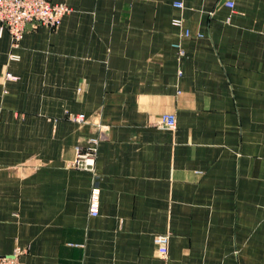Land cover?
<instances>
[{
  "label": "crops",
  "instance_id": "0c3cea01",
  "mask_svg": "<svg viewBox=\"0 0 264 264\" xmlns=\"http://www.w3.org/2000/svg\"><path fill=\"white\" fill-rule=\"evenodd\" d=\"M51 2L57 29L0 30V257L264 264V0ZM90 137L97 179L67 167Z\"/></svg>",
  "mask_w": 264,
  "mask_h": 264
},
{
  "label": "built area",
  "instance_id": "2783aa9c",
  "mask_svg": "<svg viewBox=\"0 0 264 264\" xmlns=\"http://www.w3.org/2000/svg\"><path fill=\"white\" fill-rule=\"evenodd\" d=\"M172 6L175 9L182 10L184 8V0H173ZM226 6L233 7L232 2H227ZM69 11L64 4H54L51 0H0V25L1 31H6L10 37L11 48L16 50L24 33L28 29H34L38 26H44L51 30L59 27L62 18ZM175 25H179L180 21H173ZM187 35V34H186ZM10 60H17V56L10 54ZM8 79L11 77L8 75ZM68 119L77 124H86L87 119L82 114L69 115ZM159 123L163 126L173 128L175 126L174 117L164 115L160 118ZM99 146V138L90 137L85 145L74 147V157L67 164L72 170L86 171L95 174L96 157ZM100 188L97 183L91 187L88 211L91 217H95L99 213ZM168 242L167 235L156 236L154 244L156 246L159 258L166 260L168 258ZM27 253L26 249L16 247L10 256L0 257V264H23L22 257Z\"/></svg>",
  "mask_w": 264,
  "mask_h": 264
},
{
  "label": "water",
  "instance_id": "95a60500",
  "mask_svg": "<svg viewBox=\"0 0 264 264\" xmlns=\"http://www.w3.org/2000/svg\"><path fill=\"white\" fill-rule=\"evenodd\" d=\"M225 1V0H224Z\"/></svg>",
  "mask_w": 264,
  "mask_h": 264
}]
</instances>
